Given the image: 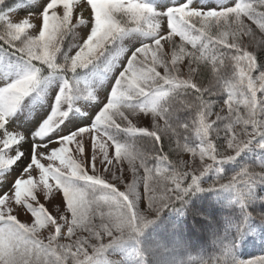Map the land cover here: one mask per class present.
Listing matches in <instances>:
<instances>
[{
    "label": "snow or ice",
    "instance_id": "obj_1",
    "mask_svg": "<svg viewBox=\"0 0 264 264\" xmlns=\"http://www.w3.org/2000/svg\"><path fill=\"white\" fill-rule=\"evenodd\" d=\"M10 56L0 264H169L155 230L174 234L177 224L161 214L216 188L232 193L244 221L231 242L181 264H264L235 252L264 184V156L238 159L264 150V0H0V59ZM94 72L110 77L102 94ZM46 75L60 80L50 111L31 129L13 127ZM77 114L84 122L73 124Z\"/></svg>",
    "mask_w": 264,
    "mask_h": 264
},
{
    "label": "rangeland",
    "instance_id": "obj_2",
    "mask_svg": "<svg viewBox=\"0 0 264 264\" xmlns=\"http://www.w3.org/2000/svg\"><path fill=\"white\" fill-rule=\"evenodd\" d=\"M11 1L12 0H10V3L12 5L16 4V0ZM32 2H34V0H25V7H30ZM156 2L160 4L164 3L165 0H156ZM20 14H23V11H21ZM253 27H255V25H253ZM126 39L127 38H125V40ZM72 43L73 41L70 37L65 42V48L67 49ZM261 55L262 53H257L258 59ZM17 59L18 57L15 56H10V59H0V74L4 75V79L0 81V86L6 81L15 78L17 73L14 62ZM92 75L93 78L102 81L101 88L98 91V94H102L104 89L108 86L110 77L104 78L99 72H94ZM59 82V77L51 75L42 80L38 88L24 98L20 107L12 115L11 122L13 127H17L21 131L31 129L33 126L30 127L28 125L31 121L32 124L38 121L45 109L46 112L47 110L50 111L49 99L54 96L53 88L57 87ZM44 83L49 84L50 87L42 88ZM44 91H46L45 94ZM35 107L41 110L40 116L33 115L32 119L29 120L28 118L31 116L30 113ZM93 107L92 105L86 104L84 111L91 112ZM216 111H219V108H217ZM20 120L24 124L19 125ZM71 120L73 124L84 122V118L79 114L71 117ZM65 124H69V121L66 120ZM165 146L167 150V141H165ZM262 156H264V150L252 147L242 153L241 157L238 159L242 163H251L253 160ZM171 158L175 160L177 157L173 154ZM180 158L188 159L190 155L183 154ZM235 167V164L226 165L225 168L229 171L227 174L230 175V171L234 170ZM128 179H131L130 174ZM212 179H214V177L209 174L207 183L210 184ZM118 187L123 190L121 185H118ZM254 191L255 197L247 206V213L250 215H248L246 223L250 231L243 240L244 249L242 251L241 248L238 249L242 254L252 253L244 256L246 258L245 260L264 255V222L260 220V218L264 216V184L257 185ZM224 207L228 214L224 213ZM193 212H199L202 213V215H194L192 214ZM205 217H207V219H205ZM18 218L21 219L22 222L27 220V216L23 213H21ZM216 219L222 223H231L236 226L239 225L241 221H244V212H242L241 207L232 199V193L227 190L216 188L209 191L197 192L190 197L188 205L183 212L171 208L165 209L161 214V222H175L177 224V231L174 234H169L159 229L155 230L157 233L156 238L162 245L160 249V258L168 261L169 264H181V262L186 259V255L189 252H201L205 253L207 256V254L215 251L227 237L226 235L221 236L218 231L220 222ZM152 231L153 230H150V233ZM46 235L47 233L42 230V238L46 237Z\"/></svg>",
    "mask_w": 264,
    "mask_h": 264
},
{
    "label": "bare ground",
    "instance_id": "obj_3",
    "mask_svg": "<svg viewBox=\"0 0 264 264\" xmlns=\"http://www.w3.org/2000/svg\"><path fill=\"white\" fill-rule=\"evenodd\" d=\"M4 79V75L3 74H0V81H2ZM45 87H50V85L49 84H47V83H44L43 85H42V88H45ZM45 92L46 91H44V94H45ZM46 110V109H45ZM43 111V113L44 112H46V111ZM48 111V110H47ZM40 113H41V110L39 109V108H34L33 110H32V112L30 113L31 114V116L28 118L29 120H31L32 119V117H33V115H39L40 116ZM20 124H24V123H22V121L20 120L19 121V125ZM27 124V123H26ZM30 127L31 126H33V124H32V121L28 124ZM61 127H63V126H61ZM71 127V126H70Z\"/></svg>",
    "mask_w": 264,
    "mask_h": 264
},
{
    "label": "trees",
    "instance_id": "obj_4",
    "mask_svg": "<svg viewBox=\"0 0 264 264\" xmlns=\"http://www.w3.org/2000/svg\"><path fill=\"white\" fill-rule=\"evenodd\" d=\"M207 198V197H206ZM204 204H205V202H204Z\"/></svg>",
    "mask_w": 264,
    "mask_h": 264
}]
</instances>
